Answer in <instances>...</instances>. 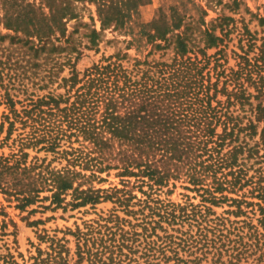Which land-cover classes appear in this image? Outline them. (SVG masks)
I'll use <instances>...</instances> for the list:
<instances>
[{
    "label": "trees",
    "instance_id": "1",
    "mask_svg": "<svg viewBox=\"0 0 264 264\" xmlns=\"http://www.w3.org/2000/svg\"><path fill=\"white\" fill-rule=\"evenodd\" d=\"M84 2L95 4L100 21V29L87 33L92 45L111 27L131 35L126 49L149 50L129 65L127 51L119 50L78 69L82 51L76 48L71 61L60 46V70L69 64L59 82L64 92L16 99L6 91L0 134L11 152L0 155V192L20 209L114 204L62 236L41 228L30 264H264L262 56L250 57L248 47L235 52L237 68L225 67L235 19L206 20L214 6L236 10L240 0H179L160 5L148 21L139 14L150 0H0V21L12 28L18 13L12 6H32L54 21L57 40L68 42L67 22ZM242 33L251 46L246 25ZM112 174L120 186L109 180ZM178 181L193 195L170 197ZM7 225L0 219V236H15ZM0 264L25 263L8 250Z\"/></svg>",
    "mask_w": 264,
    "mask_h": 264
},
{
    "label": "rangeland",
    "instance_id": "2",
    "mask_svg": "<svg viewBox=\"0 0 264 264\" xmlns=\"http://www.w3.org/2000/svg\"><path fill=\"white\" fill-rule=\"evenodd\" d=\"M39 1L37 0V3ZM178 1L150 0V2L140 7L139 19L148 21L157 14L160 5L167 7V5L175 4ZM204 1L202 0V2ZM224 1L231 3V0ZM84 4L85 6H82ZM79 5L82 6V9H79L80 15L77 18H71L67 22L66 36L69 35L68 42L64 38L61 41L57 40L60 36V30L53 23L54 21L51 19L53 21L51 25V20L32 6H23L22 8L19 5L12 6L11 11H18L17 14H13L10 21L12 28L5 27L0 21V36L6 34L3 39H0V122L3 112L8 111L4 102L6 91H9L12 95L14 94L16 99L64 92V89L59 87V82L61 81V76L68 75L69 64L61 71L60 61L63 60L61 56L66 55V52L71 53L69 56L73 57L71 60L73 61L74 56L77 55L76 48L82 51L81 57L76 63L78 69H83L93 61L99 60L103 55L107 56L119 50L127 51L129 61H124L127 65L133 61L132 58L135 54L145 55L148 52V47L140 51L134 47L126 49L127 40L131 38V35L125 34L123 31L112 30L111 27L102 31L97 45H92L87 33L94 25L97 29H100V21L95 10L96 6L94 3L89 2L79 3ZM208 12L207 21L221 14L232 16L235 19L230 23V27L233 25V29L225 39L227 61H225L224 57L221 58L225 67L237 68L235 52L242 53V50L248 47L251 49L248 55L252 58L257 55L262 56L259 61L264 66V0H240L239 7L236 10L220 4L209 9ZM91 15L93 19L90 17ZM245 25L254 35L251 46L248 44L247 35L244 33L242 36ZM45 33L47 34V44H45V39H42ZM60 46L64 47L61 56V51L57 48ZM242 46L244 48H241ZM170 50L168 49V51ZM214 51L215 48L208 49L209 53ZM159 53L152 54L150 58H158ZM262 99H264V96H262ZM16 106L20 107L19 104ZM4 135L5 132L0 134V155H8L11 152L8 143L2 142ZM34 153L35 151H30L29 159ZM43 154V152L39 153L40 156ZM109 180L119 186L121 185L119 184L120 178L113 174L109 177ZM131 180L133 182L134 177ZM102 186L108 187L109 183L105 182ZM134 192L141 195L137 188ZM184 193L193 195L192 192L184 189L178 181L177 187L170 194V197L180 201L184 199ZM194 200L197 202L198 198ZM16 204V200L0 192V207L3 211L0 214V219H5L8 222L7 232H11L14 228L16 229L15 236L12 233L0 236V253H5L9 250L17 257L19 262H24L25 264H30L31 261H28V257L36 251L35 245L39 242L37 231L41 228L48 229L51 234L57 229L58 236H62L64 234L63 230H66L67 227L74 230L76 225L83 226L84 220L96 218L97 213L106 214L114 205L111 201H105L98 204L95 209L89 206L75 209L68 207L67 210L63 211L62 208L44 210L42 207H36V205L20 209L16 207ZM32 208H35L36 211L29 213ZM225 208L227 207H214L217 213L222 212ZM118 212L121 216L125 214L122 210ZM3 213H6L7 216H4ZM36 219H44V223L29 224V221ZM67 238L70 239L69 246L74 250V237L67 234ZM46 245L43 242L40 246L46 248ZM19 253L23 256H20ZM26 259L27 261L25 262ZM171 263L173 262H168V264ZM131 264L136 263L132 262ZM203 264L208 263L204 262Z\"/></svg>",
    "mask_w": 264,
    "mask_h": 264
}]
</instances>
